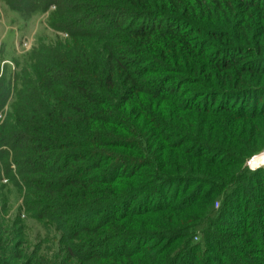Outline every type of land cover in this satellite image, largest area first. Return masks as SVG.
<instances>
[{"label":"trees","instance_id":"obj_1","mask_svg":"<svg viewBox=\"0 0 264 264\" xmlns=\"http://www.w3.org/2000/svg\"><path fill=\"white\" fill-rule=\"evenodd\" d=\"M2 2L66 38L2 67L0 264H264V0Z\"/></svg>","mask_w":264,"mask_h":264},{"label":"rangeland","instance_id":"obj_2","mask_svg":"<svg viewBox=\"0 0 264 264\" xmlns=\"http://www.w3.org/2000/svg\"><path fill=\"white\" fill-rule=\"evenodd\" d=\"M52 10L53 6L49 7V12L25 17L11 11L0 0V74L3 64L6 63L11 66L7 70L8 73L14 72V70L21 73V65L16 67L14 65L17 62L20 63L21 60L23 61L33 48L43 41H54L57 37L66 38L65 33L55 32L48 26V17ZM261 155L264 156V153ZM20 203L21 194L17 189L7 185L6 180H3L0 184V219L13 220L14 216L20 212ZM22 216L21 218L26 222L29 229L27 234L30 251L36 248L38 254L48 252L49 256L56 253L58 232L52 229L45 231L36 222Z\"/></svg>","mask_w":264,"mask_h":264},{"label":"water","instance_id":"obj_3","mask_svg":"<svg viewBox=\"0 0 264 264\" xmlns=\"http://www.w3.org/2000/svg\"><path fill=\"white\" fill-rule=\"evenodd\" d=\"M262 153H264V151L261 152V153H259V154H257V155H255V156L261 155ZM255 156H253V157H252V158L246 163V165H247L250 169H256V168H251L250 165H249L250 161H251Z\"/></svg>","mask_w":264,"mask_h":264},{"label":"bare ground","instance_id":"obj_4","mask_svg":"<svg viewBox=\"0 0 264 264\" xmlns=\"http://www.w3.org/2000/svg\"><path fill=\"white\" fill-rule=\"evenodd\" d=\"M258 156H260V155H258ZM258 156H255L254 158H256V157H258ZM254 158H253V159H254ZM251 161H252V160H251ZM251 161H250V163H249L250 167H251V168H257V167H254V166L251 165Z\"/></svg>","mask_w":264,"mask_h":264}]
</instances>
